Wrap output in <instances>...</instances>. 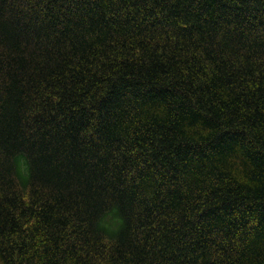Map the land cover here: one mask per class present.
<instances>
[{"label":"trees","instance_id":"1","mask_svg":"<svg viewBox=\"0 0 264 264\" xmlns=\"http://www.w3.org/2000/svg\"><path fill=\"white\" fill-rule=\"evenodd\" d=\"M0 264H264V0H0Z\"/></svg>","mask_w":264,"mask_h":264}]
</instances>
